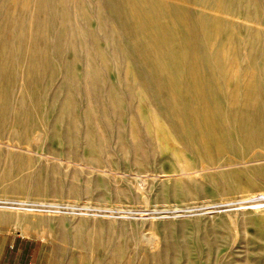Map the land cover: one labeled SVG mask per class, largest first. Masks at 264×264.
Returning a JSON list of instances; mask_svg holds the SVG:
<instances>
[{
    "label": "rangeland",
    "instance_id": "1",
    "mask_svg": "<svg viewBox=\"0 0 264 264\" xmlns=\"http://www.w3.org/2000/svg\"><path fill=\"white\" fill-rule=\"evenodd\" d=\"M65 2L48 31L0 15V264H264V186L221 192L225 165L172 134L97 0ZM251 2L223 49L264 69Z\"/></svg>",
    "mask_w": 264,
    "mask_h": 264
},
{
    "label": "bare ground",
    "instance_id": "2",
    "mask_svg": "<svg viewBox=\"0 0 264 264\" xmlns=\"http://www.w3.org/2000/svg\"><path fill=\"white\" fill-rule=\"evenodd\" d=\"M65 3L26 0L21 11L8 12L0 2V15L9 30L22 23L31 30L48 31L57 18L60 22L68 20ZM97 3L121 34L125 55L140 82L152 92L154 105L172 134L186 148L202 143V150L214 151L216 164L225 165L224 172L210 174L219 190L229 193L243 179L250 186H264V69L254 55L249 54L241 63L238 53L229 55L223 49L224 44L237 42L234 14L243 9L242 0ZM251 3L255 17L261 21L263 9L257 6V0ZM25 48L29 64L32 48ZM230 82L233 87L228 89ZM9 189L37 194L43 185L29 186L20 179Z\"/></svg>",
    "mask_w": 264,
    "mask_h": 264
},
{
    "label": "crops",
    "instance_id": "3",
    "mask_svg": "<svg viewBox=\"0 0 264 264\" xmlns=\"http://www.w3.org/2000/svg\"><path fill=\"white\" fill-rule=\"evenodd\" d=\"M4 247H2L1 248V250H0V261L2 260V256H3V254H4Z\"/></svg>",
    "mask_w": 264,
    "mask_h": 264
}]
</instances>
